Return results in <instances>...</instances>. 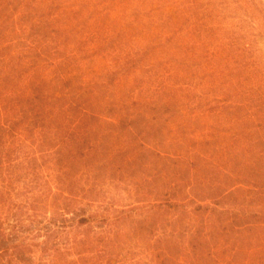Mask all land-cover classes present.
Returning a JSON list of instances; mask_svg holds the SVG:
<instances>
[{
  "label": "rangeland",
  "instance_id": "374dc122",
  "mask_svg": "<svg viewBox=\"0 0 264 264\" xmlns=\"http://www.w3.org/2000/svg\"><path fill=\"white\" fill-rule=\"evenodd\" d=\"M262 124L264 0H0V264H264Z\"/></svg>",
  "mask_w": 264,
  "mask_h": 264
},
{
  "label": "trees",
  "instance_id": "16d2710c",
  "mask_svg": "<svg viewBox=\"0 0 264 264\" xmlns=\"http://www.w3.org/2000/svg\"><path fill=\"white\" fill-rule=\"evenodd\" d=\"M40 55H41V57L37 56L39 61L47 62L43 58L44 57L43 53H40ZM262 112L263 111L260 110L261 114H262ZM82 113L84 115H89V114H87V110H83ZM46 116L47 115L44 112H37V113L30 114L31 119H34V118L41 119V121H43L44 123L48 121ZM78 125L79 124L74 125L73 129H71V133H69V130H68L64 134V136H62V139L60 140V142H57L52 147H50V149L48 150V152H50V153H47L48 156L49 155L57 156L59 159H63V155L65 153L68 155V157L71 161H75V159L82 158L84 151L82 153H79V151L81 150V146H82V136L81 135H84L85 133L79 132L80 127ZM48 128H49V126L47 124H43L42 126L36 128V129H38L37 133H38L39 139L41 138V136L45 137V134L49 130ZM263 128H264V124H262V129ZM259 130H260V128H259ZM259 134H260V137L256 138L257 141L254 143V146L264 148V130L259 131ZM246 138H247V136L246 135L244 136V134H243V140H245ZM51 139L52 138H49V136L47 138L45 137L44 139H40L41 141L38 143V145L45 146L47 144V141H50ZM245 142H246V140H245ZM91 152H93V151L89 148V149H87L85 154H90ZM261 156H262L261 153L258 154L257 159ZM16 161H17V159L12 163V161L9 159V162L12 164H15ZM5 167H9L8 163H6ZM0 168H1V166H0ZM65 171L66 170H64V172ZM241 186H245L248 189V186L246 184L241 185ZM252 186H254V187H253V189L251 188V190L255 193V195H263L264 189L261 186H259L258 184L252 185ZM225 194H226L225 197H227V195H233V193L230 191L225 193ZM214 205H216V207H219V205L216 204V202H214ZM218 210H220L219 216H221V217H223L224 214L229 215V213L228 214L224 213L225 208L223 209L221 207ZM234 214L235 215H231L230 217H228V219H226V222L224 221L225 224L223 225V227L216 228L215 226H211L209 228L208 232L206 233L204 239L207 242H209V241L210 242L211 241L216 242L217 241V245H216V249H215L216 254H218V249L225 248V247H223V246H225V244L224 245L220 244V243H222L223 238H228V240H230L231 243L234 244V246H232V249L230 250V253H229V256L232 259H236L241 253H245L244 258H245V255H246V258L251 257L252 255L250 254V252H252L253 250L246 247L247 235H249L254 230V228L257 227L258 224L264 225V223L262 221L259 222L256 215H252V213L251 214L246 213L244 207H242L241 210L236 211ZM253 220H256V221H253ZM83 222H85V221H83ZM220 222L221 221H219V219H215V223L220 224ZM199 235H201V234H199ZM47 238H48V236H47ZM198 247L200 248V245L198 242H196L195 246L192 247V249H195L196 252L199 253L200 250H197ZM209 257H211V254L206 255L207 259H209ZM161 264H163V263L161 262Z\"/></svg>",
  "mask_w": 264,
  "mask_h": 264
}]
</instances>
